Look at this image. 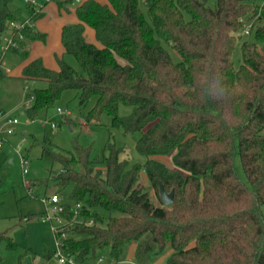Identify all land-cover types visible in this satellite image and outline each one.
Returning a JSON list of instances; mask_svg holds the SVG:
<instances>
[{"label":"trees","instance_id":"16d2710c","mask_svg":"<svg viewBox=\"0 0 264 264\" xmlns=\"http://www.w3.org/2000/svg\"><path fill=\"white\" fill-rule=\"evenodd\" d=\"M216 1L213 9L206 0H86L77 7L78 22L61 31L64 55L80 68L64 57L57 71L40 59L24 68V80L43 84L30 118L75 90L80 106L96 98L88 124L99 125L108 112L114 126L141 134L136 149L147 158L143 166L122 160L123 149L110 141L102 160L80 146L75 154L60 151L50 137L32 141L43 160L62 166L52 181L70 202L56 217L66 234L64 255L75 264L99 261L104 251L107 264H117L132 250L138 264L164 257V264H264V0ZM13 2L0 0V36L24 18ZM27 9L33 20L42 16ZM87 26L101 48L87 42ZM23 34L44 37L34 29ZM26 46L14 52L26 59ZM219 74L228 94L215 100L209 94L219 91ZM121 104L132 113L120 117ZM166 157L174 170L159 159ZM143 173L159 195L160 184L174 191L172 205L153 204ZM45 258L48 264L53 252Z\"/></svg>","mask_w":264,"mask_h":264},{"label":"rangeland","instance_id":"374dc122","mask_svg":"<svg viewBox=\"0 0 264 264\" xmlns=\"http://www.w3.org/2000/svg\"><path fill=\"white\" fill-rule=\"evenodd\" d=\"M42 6L39 8L42 16L33 21L34 30L44 37L37 40H25L28 58H22L13 48L1 54L0 69L6 74L0 76V106L4 115L0 121V140L3 147L0 149V264H45L47 252L60 253L62 240L57 239L54 229L63 226L56 219L53 209L70 202L68 192L59 194L60 203L52 204L50 198L58 194L54 175L60 174L63 169L59 163L45 161L41 157L38 146H32V141H42L50 137L60 151L76 153V146L90 150L93 160H102L105 147L110 141L118 148L123 149L120 156L128 160L131 165L143 166L147 158L138 153L136 143L141 134H127L120 127L113 125L112 116L104 112L100 124H88L87 118L96 105V98L90 99L85 106H80V95L75 90H66L56 102L53 109L43 111L35 118L27 115V105L30 103L29 94L42 87L43 84L33 81L27 82L23 77V70L28 62L40 59L47 69H59L58 58L64 57L66 62L75 69L80 66L72 56L64 55L61 40L62 27L78 22L77 7L86 0H37ZM65 2L60 8L58 2ZM100 4H108V0H96ZM208 6L216 7V0H206ZM72 2V4H71ZM14 9L24 19L28 17V9L24 0H14ZM5 34L0 36V47L6 45ZM87 42L101 48L93 28L87 26L85 30ZM175 62L180 60L177 52L168 48ZM241 51L235 53V61L239 66L242 61ZM34 103L31 104V108ZM63 111V115L58 112ZM132 109L120 105L118 114L126 117ZM66 115L72 119L65 122ZM8 117L16 118L18 124H10ZM55 125V128L52 127ZM27 159V165L22 166V159ZM171 170H174L171 157L159 158ZM239 178L246 184L247 179L241 165L240 158L235 160ZM24 169L26 174H24ZM143 183L147 185L151 201L157 207L162 205L160 195L150 186L146 175L142 174ZM26 181L31 185L29 190ZM43 181H47L43 183ZM44 200H48L45 204ZM80 221V218L77 219ZM61 231V230H60ZM133 250L127 258H133ZM102 263L95 261L87 264H107L110 262L108 251L101 253ZM126 258V259H127ZM165 258L157 259L152 264H164ZM22 260V262H20ZM48 264H59L52 259ZM65 264H74L67 262Z\"/></svg>","mask_w":264,"mask_h":264},{"label":"built area","instance_id":"2783aa9c","mask_svg":"<svg viewBox=\"0 0 264 264\" xmlns=\"http://www.w3.org/2000/svg\"><path fill=\"white\" fill-rule=\"evenodd\" d=\"M26 7L29 9H34L35 13H41L39 8L42 7L37 0H24ZM33 19L31 17H26L25 19H21L19 21H11L9 23L8 26V35L6 37V45L3 47H0V53L3 54L5 53L8 49L10 48H17L19 46V43L25 41V36L23 34V31L25 29H34V25H33ZM1 69H0V74H1ZM30 97V103L27 105V109H31V104L34 102L35 98H34V93L29 94ZM58 112L60 114H64L63 111L61 109H58ZM4 115V112L0 106V121L2 119ZM8 121V123L10 124H18V120L16 118H11L8 117L6 119ZM53 128H55V125H52ZM3 147V141L0 140V149H2ZM22 159V166L25 167L27 165V159L26 158H21ZM26 170L24 169V174H26ZM26 184L28 185L29 188H31V185H29V182L26 181ZM30 190V189H29ZM48 202V200H44V203L46 204ZM50 203L52 204H59L60 203V198L57 194L53 195L50 200ZM83 208V204L79 203L73 206V212H74V220L78 219L80 217V211ZM63 208L61 207V205H59L57 208L53 209V213L56 216L58 213L62 212ZM56 219L60 222H62L59 218L56 217ZM64 226V225H63ZM62 226V227H63ZM61 227L54 229L55 234L57 235V239H61L62 240V244H61V252L60 253H54V259L58 260L59 264H65L67 262H71L74 263L73 260L67 258L64 255V249H63V245H64V240L66 239V234H61L60 233ZM104 260L103 259H99L98 262L102 263ZM75 264V263H74ZM117 264H138L137 262L134 261L133 258H127L123 261L118 262Z\"/></svg>","mask_w":264,"mask_h":264},{"label":"water","instance_id":"95a60500","mask_svg":"<svg viewBox=\"0 0 264 264\" xmlns=\"http://www.w3.org/2000/svg\"><path fill=\"white\" fill-rule=\"evenodd\" d=\"M160 188V199L163 203L164 206H170L173 204L174 202V191H171L170 193H168L164 186L162 184H160L159 186ZM28 264V263H27Z\"/></svg>","mask_w":264,"mask_h":264},{"label":"clouds","instance_id":"9594fccd","mask_svg":"<svg viewBox=\"0 0 264 264\" xmlns=\"http://www.w3.org/2000/svg\"><path fill=\"white\" fill-rule=\"evenodd\" d=\"M219 77H220V80L218 82L220 84L219 91L217 93H215L214 95L213 94H209L210 97L212 99H215V100L224 99L226 97V95L228 94L227 87L223 84V76H222V74H219Z\"/></svg>","mask_w":264,"mask_h":264},{"label":"crops","instance_id":"0c3cea01","mask_svg":"<svg viewBox=\"0 0 264 264\" xmlns=\"http://www.w3.org/2000/svg\"><path fill=\"white\" fill-rule=\"evenodd\" d=\"M24 3H25V2H24ZM25 5H26V4H25ZM23 17H24V16H23ZM62 28H63V27H62ZM61 31H62V30H61ZM33 61H34V60H33ZM30 62H31V61H30ZM30 62H28V63H30ZM27 65H28V64H27ZM25 67H26V66H25ZM8 73H9L8 71L6 72V74H4L3 72H1L0 76L3 77V76H5V75H7ZM22 78H23V77H22ZM27 111H28V110H27Z\"/></svg>","mask_w":264,"mask_h":264}]
</instances>
